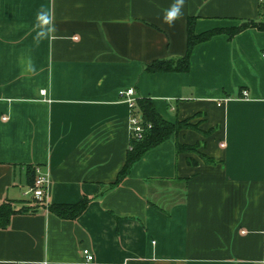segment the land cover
Instances as JSON below:
<instances>
[{"label": "crops", "instance_id": "crops-1", "mask_svg": "<svg viewBox=\"0 0 264 264\" xmlns=\"http://www.w3.org/2000/svg\"><path fill=\"white\" fill-rule=\"evenodd\" d=\"M172 2L0 0V202L24 200L27 167L48 174L47 204L94 198L75 221L45 209L13 216L0 230V264H264V30L197 45L186 73L144 69L186 54L190 18L197 35L232 28L257 21L261 1L185 0L169 27ZM41 5L59 38L36 48ZM29 55L35 74L22 68ZM126 89L194 128L99 196L129 148Z\"/></svg>", "mask_w": 264, "mask_h": 264}, {"label": "trees", "instance_id": "trees-1", "mask_svg": "<svg viewBox=\"0 0 264 264\" xmlns=\"http://www.w3.org/2000/svg\"><path fill=\"white\" fill-rule=\"evenodd\" d=\"M257 21H243L240 25L214 29L201 34L194 33L195 19L190 18L187 23V50L186 54L178 60H155L144 67L148 73H186L190 66V57L194 48L205 43L217 35H226L232 40L237 34L247 29L257 28L264 30V1H261L258 9ZM130 115H139L143 131L139 138L132 135L129 141V148L126 151L124 164L119 171L115 181L100 192V195L118 187L130 174L134 165L149 151L155 149L162 143L176 136L179 131L194 128L188 121H177L174 124L164 120L154 108L153 102L149 98H137L135 107L130 111ZM196 151L195 146L176 144V152ZM208 161V159H205ZM36 167H27L29 187L33 186L36 177ZM94 198L84 197L75 204H47L45 201H37L33 197L29 200L0 202V230H6L10 226L11 218L15 215H34L40 209L47 210L50 214L60 220L75 221L86 210L89 203Z\"/></svg>", "mask_w": 264, "mask_h": 264}, {"label": "clouds", "instance_id": "clouds-1", "mask_svg": "<svg viewBox=\"0 0 264 264\" xmlns=\"http://www.w3.org/2000/svg\"><path fill=\"white\" fill-rule=\"evenodd\" d=\"M185 0H173L169 7L163 9V22L169 27H173L175 22L182 19L184 16ZM19 27L23 28L25 25L21 24ZM33 45L38 48L42 42L48 41L52 43L59 37L57 36V25L52 11L45 5H41L36 12L35 21L32 25ZM22 68L25 73L35 74L37 69L31 55L22 58Z\"/></svg>", "mask_w": 264, "mask_h": 264}, {"label": "built area", "instance_id": "built-area-1", "mask_svg": "<svg viewBox=\"0 0 264 264\" xmlns=\"http://www.w3.org/2000/svg\"><path fill=\"white\" fill-rule=\"evenodd\" d=\"M41 95H45V91H42ZM242 95L244 98H246L247 92L244 91ZM119 97L127 104L130 111L135 107L137 98L133 89L119 91ZM140 120L141 118L139 117V115H130V132L134 138H139L140 134L143 131V126L141 125ZM35 174L36 177L34 180V184L33 186L28 188V190L25 192V195H32L35 200L45 201L46 203V191L50 182L49 176L48 174L42 173L38 167L35 168ZM83 256L87 263H91L94 261L93 255L87 249L83 250Z\"/></svg>", "mask_w": 264, "mask_h": 264}, {"label": "rangeland", "instance_id": "rangeland-1", "mask_svg": "<svg viewBox=\"0 0 264 264\" xmlns=\"http://www.w3.org/2000/svg\"><path fill=\"white\" fill-rule=\"evenodd\" d=\"M28 190V189H27ZM23 191H25V190H23ZM25 193V192H24ZM32 197V195H25V194H22L21 195V199H24V200H29V198H31Z\"/></svg>", "mask_w": 264, "mask_h": 264}]
</instances>
